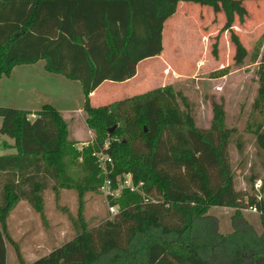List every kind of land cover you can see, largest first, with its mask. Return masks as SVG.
<instances>
[{
	"label": "trees",
	"instance_id": "1",
	"mask_svg": "<svg viewBox=\"0 0 264 264\" xmlns=\"http://www.w3.org/2000/svg\"><path fill=\"white\" fill-rule=\"evenodd\" d=\"M181 2L223 13L233 64L241 66L248 52L232 26L235 17L241 21L247 15L242 0H0V80L16 66L44 61L47 72L79 82L85 123L95 135L78 150L54 105H42L34 120L27 119L26 110L0 106V135L14 141L1 145L16 150L0 155V264H6L7 244L19 264H264V197L234 187L227 153L234 129L224 124L222 103H212L210 127L203 129L194 121L192 104L170 86L111 104L90 102L101 83L129 80L140 61L161 54L164 22ZM255 59L258 87L252 108L264 120V48ZM253 132L264 150V125ZM94 150L111 156L113 187L127 173L143 185L139 192L123 189L108 197L118 212L90 227L82 215V196L99 191L105 178ZM46 189L56 197L60 189L77 193L80 204L71 219L75 234L25 262L7 217L23 199L46 224L41 194ZM211 207L236 210L230 232L221 231ZM250 208L256 209L257 225L239 211Z\"/></svg>",
	"mask_w": 264,
	"mask_h": 264
},
{
	"label": "rangeland",
	"instance_id": "2",
	"mask_svg": "<svg viewBox=\"0 0 264 264\" xmlns=\"http://www.w3.org/2000/svg\"><path fill=\"white\" fill-rule=\"evenodd\" d=\"M242 2L247 15L241 21L235 17L232 26L248 52L241 66L233 64L234 47L230 42V32L222 30L223 13H214L209 6L181 2L177 12L164 22L161 57L140 64L137 76L128 83L101 84L93 98V104H111L123 98L145 94L158 87L170 86L192 104L191 114L196 125L208 129L212 118V103H222L225 111L224 124L234 129L227 146L234 187L236 190L253 191L259 197H264V189L257 186V183L264 186V150L257 145L253 132L257 125H264V120L252 108L258 87V59L255 57L264 48V0ZM222 70L226 71L224 75H220ZM20 74L18 70H14L10 80H4V85H15L17 88L20 86L24 95L28 92L25 87L27 85L26 82L25 85L24 81L21 82ZM21 77L27 80L24 76ZM67 81L59 75L51 74V79L45 80V83L53 94L64 95L67 91L75 93L74 86L67 84ZM3 89L5 91L4 86ZM18 95L16 94V98ZM0 100H9V94H4ZM178 102L180 108L184 109L182 103L179 100ZM86 116L83 110L77 118L81 119L80 132L86 138L84 140H88L84 144H75L78 150L95 138L93 131V135H90L92 138L88 139L89 133L82 126ZM41 194L43 200L45 199L44 215L47 222L43 224L40 215L33 212L34 216L29 218V226L38 235L45 232L46 242L45 248L40 246L34 257L51 251L74 236L71 219L76 217L80 204L77 193L71 189H60L58 197L51 189H46ZM81 210L90 227L112 217L105 196L98 190L84 193ZM239 211L248 220L258 224V214L247 209ZM235 212V209L227 207L209 209V213L220 220L222 232L231 231V218ZM10 230L15 231L12 221ZM7 248L6 264H19L14 247L7 244Z\"/></svg>",
	"mask_w": 264,
	"mask_h": 264
},
{
	"label": "crops",
	"instance_id": "3",
	"mask_svg": "<svg viewBox=\"0 0 264 264\" xmlns=\"http://www.w3.org/2000/svg\"><path fill=\"white\" fill-rule=\"evenodd\" d=\"M162 37H163V31H162ZM161 54L140 61L137 64L135 76L124 82H117V83L125 84L130 82L133 78L137 76L139 71L138 68L140 64L153 58H159L161 57ZM43 66H44V61L40 60L34 64L19 65L13 68L11 74H14V70H18L21 73L19 75L21 82L24 81L23 83L24 85L26 82L27 86L25 87L28 92L24 93V95L22 94L23 93V91L21 90L22 88H19L20 86L17 88V86L15 85L12 86L4 85V80L5 79L10 80L9 77L11 76V74L9 76H3L0 80V97L3 96L4 94H9V100H2V101L0 100V106H8L21 110H26L28 111L27 118L29 120H34L36 118L37 111L40 109L42 105L52 104L58 109L62 118L67 123L68 138L70 140L76 141V144L86 143L88 140H84L86 138H84L82 136L83 134L80 132L81 119L80 118L79 120L77 119L79 116H81V112H83V106H82L83 92L81 89V85L77 81H69V82L67 81V84L70 83L74 86L75 93L72 92L69 93L67 91V94L64 95H61L60 93L53 94L52 92H50V90H48L47 83H45V80L51 79V73L44 70ZM21 76H24L25 78H27V80L26 79L23 80V77ZM105 82L116 83L109 81H104L103 83ZM3 86L5 87V91L3 89ZM99 86L89 95L90 102L93 106H95L93 104V98L96 96V92L99 89ZM15 93L19 94L17 98ZM106 104L108 103L102 105H106ZM82 126L84 127V130H86V132L89 133L88 139H91L92 138L91 136L93 135V130L87 127L85 123V118L83 120ZM13 142L14 141L8 138L7 136L0 135V155L16 153L15 148L4 147L3 145H1V143H7V145H12ZM1 198L2 197H1V189H0V200ZM33 212L35 213V211L31 208L29 203L26 200L21 199L10 210L7 217V228L11 235V238L18 245L23 260H29L28 262H31L50 252L48 251L42 254L41 256L34 257V255L39 252V249L41 248L40 246L45 248L46 234L45 232L42 231L41 234L38 235L37 232L33 230L31 226H29V218H32L34 216ZM11 221L13 222V225L15 227V231L10 230ZM7 249L8 248L6 246V256H7Z\"/></svg>",
	"mask_w": 264,
	"mask_h": 264
},
{
	"label": "built area",
	"instance_id": "4",
	"mask_svg": "<svg viewBox=\"0 0 264 264\" xmlns=\"http://www.w3.org/2000/svg\"><path fill=\"white\" fill-rule=\"evenodd\" d=\"M28 119V118H27ZM108 142H104V149L107 147ZM81 149V148H80ZM79 149V150H80ZM92 155L95 157L96 163L100 167V169L103 171L105 178L102 182V184L99 186V191L105 196L106 200L108 201V197H116L123 189H129L130 191H141L142 182L135 183L132 180L131 174L127 173L122 176H118L116 178V187H113L112 181L108 176V173L113 170V160L109 153L105 152V150H94ZM257 186H260L259 183H257ZM145 194L143 193V197ZM145 200L148 201V199L145 197ZM150 201H155V199L151 198ZM250 212H256L255 208L247 209ZM108 211L111 214V216H114L118 212L117 206H111L108 204Z\"/></svg>",
	"mask_w": 264,
	"mask_h": 264
},
{
	"label": "water",
	"instance_id": "5",
	"mask_svg": "<svg viewBox=\"0 0 264 264\" xmlns=\"http://www.w3.org/2000/svg\"><path fill=\"white\" fill-rule=\"evenodd\" d=\"M116 128V125H113L111 128H109V133H111Z\"/></svg>",
	"mask_w": 264,
	"mask_h": 264
}]
</instances>
